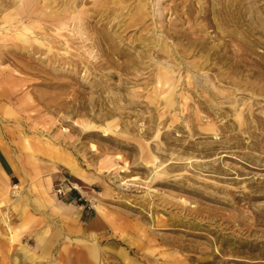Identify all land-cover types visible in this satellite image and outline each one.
I'll return each mask as SVG.
<instances>
[{
    "label": "rangeland",
    "instance_id": "rangeland-1",
    "mask_svg": "<svg viewBox=\"0 0 264 264\" xmlns=\"http://www.w3.org/2000/svg\"><path fill=\"white\" fill-rule=\"evenodd\" d=\"M1 155L13 264H264V0H0Z\"/></svg>",
    "mask_w": 264,
    "mask_h": 264
},
{
    "label": "crops",
    "instance_id": "crops-1",
    "mask_svg": "<svg viewBox=\"0 0 264 264\" xmlns=\"http://www.w3.org/2000/svg\"><path fill=\"white\" fill-rule=\"evenodd\" d=\"M0 166L2 167V171L5 176H8L11 174V167L7 161V159L1 155L0 156ZM50 187V185H48ZM50 202V209L53 210L54 213L61 214L63 218H66L64 213L70 214V221L75 224V227H78L79 224V231L84 228L88 231V228H90L91 231H95L100 233L105 226V223L102 219V217L97 213V214H92L88 218L87 213L83 209H75V206L71 204V202H64V201H53ZM79 208V207H78ZM94 232V234H96ZM93 233V232H92ZM17 249V247H15ZM2 255V256H1ZM21 258V256H20ZM0 264H13L12 262V257L9 255L8 252L3 253L0 249Z\"/></svg>",
    "mask_w": 264,
    "mask_h": 264
},
{
    "label": "bare ground",
    "instance_id": "bare-ground-1",
    "mask_svg": "<svg viewBox=\"0 0 264 264\" xmlns=\"http://www.w3.org/2000/svg\"><path fill=\"white\" fill-rule=\"evenodd\" d=\"M194 3V2H193ZM203 4V3H202ZM205 4V3H204ZM214 4V3H213ZM182 4H180V6H181ZM195 5V4H194ZM179 6V5H178ZM188 6H189V4H188ZM187 6V7H188ZM203 6V5H202ZM177 7V6H176ZM186 7V8H187ZM182 8V7H181ZM190 8V7H189ZM200 8V7H199ZM208 8V7H207ZM184 9V8H183ZM191 9V8H190ZM176 10V9H175ZM188 10V9H187ZM174 11V10H173ZM192 11V10H191ZM209 11V10H208ZM217 11V10H216ZM181 12H182V10H181ZM188 12H190V11H188ZM210 12V11H209ZM192 13V15H194L193 14V12H191ZM195 14H196V12H195ZM201 14V13H200ZM206 14V13H205ZM225 14V13H224ZM234 14V13H233ZM232 14V15H233ZM180 15L181 14H179V16L178 17H180ZM184 15V14H183ZM186 15H187V13H186ZM191 14H189V16H190ZM191 15V16H192ZM215 15V14H214ZM240 15V14H239ZM188 16V15H187ZM73 17V16H72ZM184 17V16H183ZM193 17V16H192ZM221 17V16H220ZM194 18V17H193ZM196 18V17H195ZM243 18H244V16H243ZM259 18V17H258ZM178 19V18H177ZM182 19V18H181ZM191 19V18H190ZM257 19V18H256ZM160 20V19H159ZM183 21H184V19H182ZM187 20V19H186ZM185 20V21H186ZM193 20H195V19H193ZM232 20V19H231ZM173 21H174V19H173ZM234 21V20H233ZM225 22V21H224ZM260 22V21H259ZM167 23V22H166ZM184 23V22H183ZM193 23V22H192ZM212 23V22H211ZM227 23V22H226ZM229 23V22H228ZM186 24H188V23H186ZM194 24V23H193ZM205 24V23H204ZM217 25V24H216ZM192 26V25H191ZM182 27V26H181ZM195 27V26H194ZM208 27V26H207ZM189 28V27H188ZM198 28V27H197ZM187 29V28H186ZM189 29H192V28H189ZM200 30V29H199ZM180 31V30H179ZM195 31V30H194ZM198 31V30H197ZM204 31V30H203ZM178 32V31H177ZM182 32V31H181ZM186 33V32H185ZM175 34V33H174ZM191 34V33H190ZM182 35V34H181ZM196 35V34H195ZM201 35V34H200ZM184 36V35H183ZM193 37V36H192ZM191 37V38H192ZM206 38V37H205ZM183 39V38H182ZM196 39V38H195ZM199 40L201 39V38H198ZM192 40H194V39H192ZM192 40H191V42H192ZM198 41H196V43H197ZM257 43V42H256ZM200 44V43H199ZM193 45V44H192ZM227 45V44H226ZM189 46V45H188ZM252 46V45H251ZM211 48V47H210ZM207 49V48H206ZM226 49V48H225ZM154 50V49H153ZM239 53H240V51H239ZM227 54V53H226ZM235 54V53H234ZM223 56V55H222ZM229 56V55H228ZM224 57V56H223ZM234 57V56H233ZM232 57V58H233ZM237 58V57H236ZM241 58V57H240ZM246 59V58H245ZM242 60H244L243 58H242ZM224 62V61H223ZM233 62V61H232ZM232 62H230V63H232ZM262 64V63H261ZM230 65V64H229ZM238 65V64H237ZM242 65V64H241ZM237 67V66H236ZM240 67V66H239ZM237 70H239V68L237 69ZM254 70V69H253ZM242 71H244L243 69H242ZM246 71V70H245ZM259 73V72H258ZM232 75V74H231ZM234 75H235V73H234ZM233 75V76H234ZM244 75V74H243ZM250 75H251V73H250ZM228 78V77H227ZM241 80V79H240ZM255 80V79H254ZM256 81V80H255ZM259 82H260V80H259ZM262 82H263V80H262ZM230 84V83H229ZM234 87V86H233ZM248 106V105H247ZM64 163V162H63ZM67 169H69L71 172H75V167L71 164V163H66L65 165H64Z\"/></svg>",
    "mask_w": 264,
    "mask_h": 264
},
{
    "label": "built area",
    "instance_id": "built-area-1",
    "mask_svg": "<svg viewBox=\"0 0 264 264\" xmlns=\"http://www.w3.org/2000/svg\"><path fill=\"white\" fill-rule=\"evenodd\" d=\"M59 193H61V191L59 190Z\"/></svg>",
    "mask_w": 264,
    "mask_h": 264
}]
</instances>
